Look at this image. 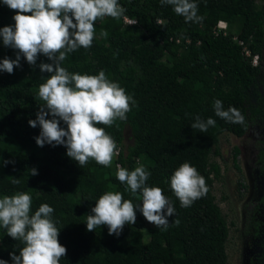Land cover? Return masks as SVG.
I'll return each instance as SVG.
<instances>
[{"label":"trees","instance_id":"16d2710c","mask_svg":"<svg viewBox=\"0 0 264 264\" xmlns=\"http://www.w3.org/2000/svg\"><path fill=\"white\" fill-rule=\"evenodd\" d=\"M259 1L195 0L203 19L186 22L172 5H162L160 0H118L125 9L119 19L96 21L92 46L68 53L61 66L69 73L90 75L104 70L137 102L126 121L117 120L111 127L98 125L121 148L110 167L89 159L82 168L67 156L65 146L37 145L41 128L31 127L29 120L37 118L44 103L39 85L51 75L39 65L52 61L40 54L33 66L21 57V66L12 74L0 72V198L27 192L32 214L44 203L54 209L59 241L67 248L60 264H228L230 228L213 194L221 167L211 162V156L223 134L244 136L264 107L258 90L261 67L252 64L240 43L253 56L262 57L264 0ZM15 14L0 0V28L14 26ZM220 21L228 23L227 35L215 33ZM16 54L0 37V62L5 57L14 60ZM217 99L225 110L236 107L245 124L216 116ZM197 116L205 121L211 117L216 124L206 132L194 130L191 124ZM46 118L51 119V114ZM61 127H67L63 121ZM129 129L133 145L125 150ZM239 153L234 148L233 161L240 171ZM185 162L197 169L208 187L206 195L186 208L170 187L172 174ZM118 163L129 171L144 166L150 172L147 186L160 187L175 207L167 229L147 231L149 222L137 209L136 224H126L118 237L109 235L106 225L87 230V215L107 191H119L124 199L142 205L141 193L133 196L116 178ZM33 168L38 174L31 175ZM14 179L20 182L13 183ZM175 219L180 221L178 226L172 223ZM22 247L0 226V259L14 264L10 254L19 255Z\"/></svg>","mask_w":264,"mask_h":264},{"label":"clouds","instance_id":"9594fccd","mask_svg":"<svg viewBox=\"0 0 264 264\" xmlns=\"http://www.w3.org/2000/svg\"><path fill=\"white\" fill-rule=\"evenodd\" d=\"M160 2L172 5L174 12L186 22L203 19L197 14L195 0ZM3 4L16 14L13 16L15 25L0 28V37L3 44L17 50V54L14 60L5 57L0 62V72L12 74L21 66V57L33 66L40 54L52 61L39 65L42 72L51 75L39 85L38 95L44 103L40 104L37 118L29 120L31 127L39 125L41 128L35 138L37 145L65 146L67 156L82 168L89 159L110 167L117 154V144L105 128L98 125L111 127L117 120L126 121L127 113L137 102L118 82L110 80L104 70L95 75L69 73L61 64L68 53L92 46L97 20L119 19L125 9L118 0H3ZM100 34L107 36L106 31ZM213 107L215 115L221 119L245 124L244 116L236 107L225 110L219 99L214 101ZM49 114L51 119L46 118ZM61 121L66 128L61 127ZM215 124L211 117L205 121L197 116L191 127L206 132ZM3 163L7 165L10 161ZM116 167V178L133 196L138 191L141 193L142 205L124 199L119 191H107L96 200L92 214L87 215V230L106 225L109 235L118 237L126 224H136L137 209L158 229H167L168 217L175 215V207L160 187L147 186L150 172L144 166L131 171L120 165ZM36 174L37 170L31 169V175ZM19 182V179L13 180V183ZM170 187L185 208L208 192L205 178L189 162L174 171ZM31 205L32 197L27 192L0 198V226L7 230L8 236L23 243L19 255L13 252L11 259L14 264H60L61 258L67 255V248L59 241L60 230L52 217L54 209L44 203L32 214ZM172 223L178 226L180 221L175 219ZM0 264H8V261L0 259Z\"/></svg>","mask_w":264,"mask_h":264},{"label":"rangeland","instance_id":"374dc122","mask_svg":"<svg viewBox=\"0 0 264 264\" xmlns=\"http://www.w3.org/2000/svg\"><path fill=\"white\" fill-rule=\"evenodd\" d=\"M263 60L262 56L259 63ZM262 66L258 88L260 92L264 88ZM126 137L125 150H128L133 145L130 129ZM234 148L240 149V171L233 162ZM261 148H264V125L257 119L243 137L223 134L211 156V162L221 167V177L215 180L213 194L230 228L228 264H263L260 260L261 255H264V165L261 168L257 160ZM241 183L247 189H243ZM154 227L149 222L147 231Z\"/></svg>","mask_w":264,"mask_h":264},{"label":"built area","instance_id":"2783aa9c","mask_svg":"<svg viewBox=\"0 0 264 264\" xmlns=\"http://www.w3.org/2000/svg\"><path fill=\"white\" fill-rule=\"evenodd\" d=\"M126 22H128V23H135L134 21H132L130 19H126ZM228 32H229V25H228V23L227 22H224V21H220L219 24L217 25L216 29H215V33L216 34L224 33L225 35H227ZM188 42H190V41H188ZM240 43L244 47L243 48L244 54L247 57H250L251 58L252 64L254 66H258L259 65L260 56L258 54L253 56L250 48L243 41H241ZM120 153H121V148H117V154H116V156H119ZM117 165H120L122 167V164L121 163H118Z\"/></svg>","mask_w":264,"mask_h":264},{"label":"flooded vegetation","instance_id":"af4514ba","mask_svg":"<svg viewBox=\"0 0 264 264\" xmlns=\"http://www.w3.org/2000/svg\"><path fill=\"white\" fill-rule=\"evenodd\" d=\"M263 59H264V48H263ZM260 58H262V57H260ZM264 66V60L262 61V63L260 64L259 63V65L258 66ZM262 66V67H263ZM261 71H262V69H261ZM263 73H264V68H263ZM261 93H262V96L264 97V93H263V91L261 90ZM255 102H257L256 100H255ZM257 119H259V123H262L263 125H264V107H263V110L260 112V114L259 115H257V116H255L253 119H252V121L250 122V126H251V124L252 123H255L256 122V120ZM250 126H249V128H250ZM249 128H248V130H249ZM248 130H247V132H248ZM247 132L245 133V135L247 134ZM232 134V133H231ZM234 135V134H233ZM244 135V136H245ZM234 136H236V135H234ZM236 137H238V136H236ZM243 137V136H242ZM240 138V137H239ZM239 149V148H238ZM240 150V149H239ZM233 153H234V150H233ZM239 155H240V153H239ZM233 156H234V154H233ZM239 157V156H238ZM257 160H258V162H260V164H261V168H263V165H264V148H261L260 150H259V153H258V157H257ZM234 162V161H233ZM262 257H261V260L260 261H262L263 262V264H264V255H261Z\"/></svg>","mask_w":264,"mask_h":264}]
</instances>
